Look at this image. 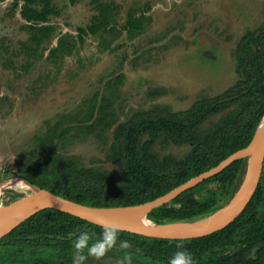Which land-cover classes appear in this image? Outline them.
Masks as SVG:
<instances>
[{"label":"rangeland","instance_id":"374dc122","mask_svg":"<svg viewBox=\"0 0 264 264\" xmlns=\"http://www.w3.org/2000/svg\"><path fill=\"white\" fill-rule=\"evenodd\" d=\"M14 2L19 7L13 15ZM101 2L116 7L109 31L77 42L57 64L47 59V50L23 73L24 59L16 53L29 37L21 29L24 2L0 0V182L53 168L71 179L102 182L98 174H105L121 183L123 128L232 91L246 76L245 42L264 32V0H53L49 24L56 32L47 48L63 34L76 38ZM129 12L144 17L135 38L126 33ZM246 109L238 103L205 121L199 142L215 151ZM142 145L145 159L168 175L194 151L166 135L145 136ZM79 254L82 264H152L100 248Z\"/></svg>","mask_w":264,"mask_h":264},{"label":"trees","instance_id":"16d2710c","mask_svg":"<svg viewBox=\"0 0 264 264\" xmlns=\"http://www.w3.org/2000/svg\"><path fill=\"white\" fill-rule=\"evenodd\" d=\"M52 1L23 0L20 17L24 25L21 29L29 37L27 41L19 43L16 53L17 57L24 59L21 66L23 73H27L34 61L42 58L47 50V59L57 64L74 51L77 42L84 43L88 36L107 32L111 28L116 7L97 3L96 14L87 26L77 28L76 38L63 34L58 37L55 47L48 49L56 32V27L49 24L50 18L55 15ZM18 7V2H14L13 15ZM143 29L144 17H136L129 12L126 21L128 37L141 35ZM241 51L247 60L246 76L226 95L202 100L186 112L170 116L147 115L123 128L124 178L121 183L119 179L105 174H98L102 182L94 178L91 181L85 178L71 179L65 172L53 168L29 177H16L79 204L119 207L152 201L216 167L250 143L264 113V32L259 37L248 38ZM238 103L245 110L249 108V111L244 116L238 113L241 120H232V129L221 137V144L215 151L205 149L199 142V127ZM161 135L174 137L179 143L183 141L194 147V151L180 161L169 175L156 163L145 159L143 154L142 138ZM243 167L244 160L234 162L169 204L151 211L148 218L153 222L168 223L207 217L218 205L226 204L233 196ZM213 184V189L207 190V186ZM108 230L63 212L43 210L0 239V264H67L77 253L75 245L82 232L87 233V238L86 246H82L80 251L100 248L118 254H137L152 264H168L178 246L190 251L194 264H264V164L259 185L250 203L234 222L214 234L190 240H163L116 230V241L112 244ZM123 241H127L129 247L139 253L121 247ZM252 252L255 257H251Z\"/></svg>","mask_w":264,"mask_h":264},{"label":"water","instance_id":"95a60500","mask_svg":"<svg viewBox=\"0 0 264 264\" xmlns=\"http://www.w3.org/2000/svg\"><path fill=\"white\" fill-rule=\"evenodd\" d=\"M249 157L251 161L248 166L247 179L238 199L222 217L212 224L207 226L201 225L200 221L204 218L187 222L168 223H157L148 220V214L151 211L169 204L184 192L218 175L234 162L239 160H244L245 162ZM263 164L264 113L254 131L250 143L246 147L231 154L216 167L191 178L167 194L142 204L119 207L87 206L60 197L23 178L12 177L0 182V192L11 187H19L32 195L30 201H34V203L20 211L7 212L0 215V239L37 213L47 209L69 214L98 227L115 229L152 239L190 240L203 238L225 229L240 216L257 190L263 172ZM134 215L144 216L147 223H132L130 218Z\"/></svg>","mask_w":264,"mask_h":264},{"label":"bare ground","instance_id":"6f19581e","mask_svg":"<svg viewBox=\"0 0 264 264\" xmlns=\"http://www.w3.org/2000/svg\"><path fill=\"white\" fill-rule=\"evenodd\" d=\"M250 161L251 158L249 157L244 162L242 179L238 188L234 192L233 196L221 209L211 213L207 218L202 219V221H200L201 225L207 226L212 224L220 217H222L233 206V204L238 199L242 189L244 188L247 179V171ZM3 191H6V193L3 194ZM3 191L0 192V215L7 212L20 211L22 209H25L26 207L31 206L34 203V201H30L32 195L20 189L19 187H11ZM130 221L134 224L147 223L146 220L144 219V216H137V215L132 216L130 218Z\"/></svg>","mask_w":264,"mask_h":264},{"label":"clouds","instance_id":"9594fccd","mask_svg":"<svg viewBox=\"0 0 264 264\" xmlns=\"http://www.w3.org/2000/svg\"><path fill=\"white\" fill-rule=\"evenodd\" d=\"M108 231L110 232L111 243L114 244L116 241V230L110 229ZM86 238L87 233L84 232L80 233V235L77 237V242L75 245L77 254L73 257V264H82V261L85 259V257L83 255H80L79 253L82 246H86ZM121 247H129L128 242L123 241L121 243ZM89 250L91 251V249ZM168 264H194V261L190 251L187 248L178 246V250L169 258Z\"/></svg>","mask_w":264,"mask_h":264}]
</instances>
